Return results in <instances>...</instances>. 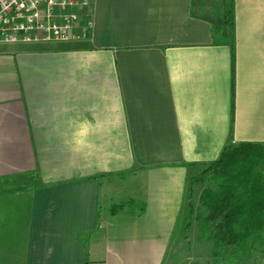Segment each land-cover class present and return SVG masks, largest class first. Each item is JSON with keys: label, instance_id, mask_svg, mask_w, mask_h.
I'll return each mask as SVG.
<instances>
[{"label": "crops", "instance_id": "1", "mask_svg": "<svg viewBox=\"0 0 264 264\" xmlns=\"http://www.w3.org/2000/svg\"><path fill=\"white\" fill-rule=\"evenodd\" d=\"M86 13L82 41L0 43V264H165L191 170L264 144V0Z\"/></svg>", "mask_w": 264, "mask_h": 264}, {"label": "trees", "instance_id": "2", "mask_svg": "<svg viewBox=\"0 0 264 264\" xmlns=\"http://www.w3.org/2000/svg\"><path fill=\"white\" fill-rule=\"evenodd\" d=\"M220 27L232 46V6L222 14ZM263 162L264 144L228 142L216 160L200 165L204 169L199 180L205 186L199 196L198 213L189 202L185 228L194 220L199 238L213 243L211 260L202 264H252L253 239L264 233V184L260 169ZM187 193L190 199V187ZM124 206L121 204L115 210Z\"/></svg>", "mask_w": 264, "mask_h": 264}, {"label": "built area", "instance_id": "3", "mask_svg": "<svg viewBox=\"0 0 264 264\" xmlns=\"http://www.w3.org/2000/svg\"><path fill=\"white\" fill-rule=\"evenodd\" d=\"M88 6L89 0H0V43L82 41Z\"/></svg>", "mask_w": 264, "mask_h": 264}, {"label": "rangeland", "instance_id": "4", "mask_svg": "<svg viewBox=\"0 0 264 264\" xmlns=\"http://www.w3.org/2000/svg\"><path fill=\"white\" fill-rule=\"evenodd\" d=\"M204 169V166L195 167L191 170L189 182L187 187H190L194 194L202 191L205 184L200 182L199 174ZM260 169L263 175L264 184V162L260 165ZM30 182L22 183V186L26 188ZM201 193V192H200ZM198 213V208L195 210ZM177 229L175 234L177 233ZM185 241L174 236L171 244V251H174L173 255L167 257L165 264H202L211 260L213 243L197 238L198 230L195 224L191 225L188 229H185ZM182 243V244H181ZM253 246L255 253L251 259L252 264H264V233L253 239Z\"/></svg>", "mask_w": 264, "mask_h": 264}]
</instances>
